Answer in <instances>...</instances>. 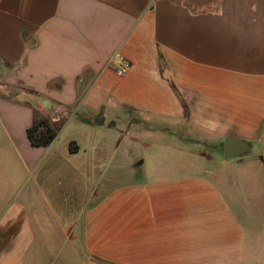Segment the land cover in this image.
Wrapping results in <instances>:
<instances>
[{"label":"crops","instance_id":"obj_1","mask_svg":"<svg viewBox=\"0 0 264 264\" xmlns=\"http://www.w3.org/2000/svg\"><path fill=\"white\" fill-rule=\"evenodd\" d=\"M58 217L64 264H264V0H0V264H52Z\"/></svg>","mask_w":264,"mask_h":264},{"label":"rangeland","instance_id":"obj_2","mask_svg":"<svg viewBox=\"0 0 264 264\" xmlns=\"http://www.w3.org/2000/svg\"><path fill=\"white\" fill-rule=\"evenodd\" d=\"M120 124H117V128L120 129ZM63 136H70L74 134L72 131H65ZM137 141L148 142V139L143 138L142 136H136ZM109 143V139L106 140ZM110 144V143H109ZM152 153V151H149ZM146 150H143L140 146L134 142V145L125 147H121L120 149L111 153V156H108L106 160H104V164L102 169L100 170V182L98 183V172L96 171V185L100 184L102 186V191L110 188L108 181H121L125 179H136L139 180L142 177V169H129L126 167L125 158L127 155H132V157L137 158V156H142V154L149 153ZM126 167L127 169H123ZM116 168V169H114ZM80 183H82V179H80ZM45 221V225L48 233L43 234L44 245L43 249L39 250L37 258L40 263H49L52 261V264H64L68 259L70 254V244L65 241L66 233L69 228V221L71 218H46L42 219ZM41 242H39L40 244ZM67 258V259H66ZM66 259V260H65Z\"/></svg>","mask_w":264,"mask_h":264},{"label":"trees","instance_id":"obj_3","mask_svg":"<svg viewBox=\"0 0 264 264\" xmlns=\"http://www.w3.org/2000/svg\"><path fill=\"white\" fill-rule=\"evenodd\" d=\"M85 122L89 123L88 120ZM27 137L34 146H48L56 137V131L51 128L45 119H38L27 129Z\"/></svg>","mask_w":264,"mask_h":264},{"label":"water","instance_id":"obj_4","mask_svg":"<svg viewBox=\"0 0 264 264\" xmlns=\"http://www.w3.org/2000/svg\"><path fill=\"white\" fill-rule=\"evenodd\" d=\"M246 145L240 143L234 138L228 137L224 140L223 158L228 159L236 157L245 152Z\"/></svg>","mask_w":264,"mask_h":264},{"label":"built area","instance_id":"obj_5","mask_svg":"<svg viewBox=\"0 0 264 264\" xmlns=\"http://www.w3.org/2000/svg\"><path fill=\"white\" fill-rule=\"evenodd\" d=\"M131 67L129 61L122 57H117V62L115 66V73L117 76L124 75Z\"/></svg>","mask_w":264,"mask_h":264}]
</instances>
